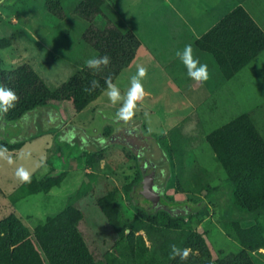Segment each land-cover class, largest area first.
Masks as SVG:
<instances>
[{
	"label": "rangeland",
	"instance_id": "obj_1",
	"mask_svg": "<svg viewBox=\"0 0 264 264\" xmlns=\"http://www.w3.org/2000/svg\"><path fill=\"white\" fill-rule=\"evenodd\" d=\"M233 2H0V39L9 42L0 50L3 69L16 74L12 81L19 86L30 83L36 92L57 98V109L51 105L49 117L57 118L58 125L51 118L34 121L48 115L35 111L30 122H17L21 132L17 138L24 139L27 131H36L34 125L42 130L58 127L57 133L68 128L77 136L71 134L65 140L61 135L60 142L63 139L79 151L86 147L95 151L65 162L55 141L56 133L50 135L51 141L41 138L32 142L21 154L7 152L12 162L0 159V221L15 215L34 233L41 222L69 212L98 264H110L106 257L118 256V243L137 247L142 237L149 247L144 227L156 228L154 236L159 227H192L209 248L208 264H219L230 255L249 251L246 243L264 241V214L248 217L233 204L226 172L207 141L213 130L264 102V52L238 76L225 80L212 56L200 53L193 43L226 14ZM244 6L264 19V0H248ZM130 31L140 45L129 41ZM187 44L192 45L194 56L208 65L209 80L199 89L180 78L184 66L175 54ZM105 54L111 58L106 68L93 72L86 66L87 59ZM138 66L147 69L142 80L146 95L137 104L132 122L150 137L151 144L150 151L141 152L113 137L104 138L98 131L108 119L120 121L115 116L120 105H113L104 92L105 77L110 75L124 94ZM92 80H97L100 87L89 94L83 89ZM92 123L93 128H89ZM4 129L0 125V131ZM101 139L104 144L99 143ZM146 157L156 162L158 180L163 181L168 197L190 201L188 213L198 211L199 215L187 224H169L161 214L143 215L136 209L128 190L133 186L132 195L145 191L139 182L146 180ZM18 168L27 170L35 182L47 177L51 169L62 168L67 174L49 192L29 195L13 205L6 190L22 184L16 177ZM258 225L261 227H254ZM257 230L262 233L256 239ZM249 253L253 264H264V248Z\"/></svg>",
	"mask_w": 264,
	"mask_h": 264
},
{
	"label": "trees",
	"instance_id": "obj_2",
	"mask_svg": "<svg viewBox=\"0 0 264 264\" xmlns=\"http://www.w3.org/2000/svg\"><path fill=\"white\" fill-rule=\"evenodd\" d=\"M127 36L135 46L140 45L132 31ZM8 45L9 42L6 39H0V50ZM196 45L200 49L212 53L223 75L230 78L264 49V32L242 7H237L197 40ZM2 64L3 60L0 58V84L11 88L19 99L15 107L0 119V125L5 128L3 132L0 131V147L13 151L44 134H56L59 131L58 127L42 130L33 124L36 131L29 133L26 130L27 136L24 139L17 138L21 133L17 128V122L21 124L22 121L33 120L32 113L34 114L35 111L47 112L48 115H44L40 119L36 117L34 121L51 118L49 117L50 106H55L57 109V98L51 93L36 92L30 83H23L24 87L19 86L17 81H12L16 74L7 73ZM18 80L20 79L18 78ZM51 119L55 120V124L58 125L57 118ZM108 121L112 120L108 119ZM67 129L57 133L55 138L63 161L68 162L72 156L79 157L95 152L87 147L79 151L75 145H70L63 139L60 142L61 135L65 140L71 134L77 136L78 133ZM16 131L19 133L15 136ZM109 132L110 127L106 125L105 133ZM207 141L212 147L217 162L226 172L233 204L248 217L264 214V140L249 117L246 114L240 115L215 129L207 136ZM74 147L76 150L73 151ZM164 149L163 147V151ZM98 151L100 150L97 149L96 152ZM60 169H51L52 172L47 177L36 182L35 177L32 176L30 182L22 183L10 195L12 204L15 205L19 200L29 195L49 192L52 187L59 185L67 174L66 171ZM132 188L133 186L129 187L128 195L133 200L136 209L143 215L161 214L169 224H174L177 221L187 224L194 215L200 214L197 211L181 216L165 210L147 211L142 207V204L140 205L139 194L132 195ZM69 216L70 213L65 212L56 218L47 219L38 225L34 233H30L15 215L1 220L0 264H98L84 240L78 223L71 221ZM153 230L152 227H144L150 241L149 247L145 245L142 237H139L141 245L137 247L118 243L115 247L118 256H107L106 261L110 264H127V261L132 264L209 263V248L202 236L192 227H184L181 224L176 227H159L155 236ZM260 233L262 231L257 230L256 239L260 238ZM172 244L181 248H190L189 257L186 260H180L179 257L169 259L170 245ZM246 245L249 251L242 250L235 255H230L219 264H253L249 252L260 247L264 248V241L246 243Z\"/></svg>",
	"mask_w": 264,
	"mask_h": 264
},
{
	"label": "clouds",
	"instance_id": "obj_3",
	"mask_svg": "<svg viewBox=\"0 0 264 264\" xmlns=\"http://www.w3.org/2000/svg\"><path fill=\"white\" fill-rule=\"evenodd\" d=\"M175 55L186 69L189 79L200 84L206 83L209 80L208 65L206 63H201L200 60L194 56L191 44L185 45L184 48L182 50H178ZM110 63L111 58L107 54L102 56L97 55L85 61L86 66L93 70V72L101 71ZM146 75L147 69L143 66H138L136 73L131 76L129 87L124 94H122L117 85L112 82L110 75L105 77L104 92L108 100L113 105H120L115 113L117 119L130 121L135 116L137 104L141 102L146 95L142 84V80L146 77ZM99 87V82L97 80H92L90 82V86L85 87L83 91L90 94ZM18 99L17 94L11 88H7L0 84V119H2L10 109L15 107ZM145 115H147V113H145ZM99 143L104 144L105 141L101 139ZM7 152V148L0 147V159L7 160L11 163V157L7 155ZM16 177L22 183H28L31 180V174L23 168H18L16 170ZM190 252L191 249L188 247L181 248L172 244L170 245L169 259L179 257L180 260H186L189 257Z\"/></svg>",
	"mask_w": 264,
	"mask_h": 264
},
{
	"label": "crops",
	"instance_id": "obj_4",
	"mask_svg": "<svg viewBox=\"0 0 264 264\" xmlns=\"http://www.w3.org/2000/svg\"><path fill=\"white\" fill-rule=\"evenodd\" d=\"M248 0H234V2L233 3H231L230 4V6L228 7V9L226 10V14L222 17V18H219V20H217L207 31H205L203 34H201L199 37H197L195 40H194V46L196 47V49L200 52V53H205V54H209V55H211L212 56V58H213V61H214V63L213 64H216V66H217V68H218V70L220 71V73H221V75L224 77V79L225 80H231V79H233V78H235L236 76H238L241 72H242V70L244 69V68H246V66L248 65V64H250L251 62H253L254 60H256L263 52H264V49L260 52V53H258L252 60H250L245 66H243L239 71H237L233 76H231L230 78H226L224 75H223V73L221 72V70H220V68H219V66H218V64H217V62H216V60H215V58H214V56L212 55V53H210V52H208V51H204V50H202V49H200L197 45H196V42H197V40H199L200 38H202L210 29H212L214 26H216L225 16H227L230 12H232L234 9H236L237 7H242L248 14H249V16L253 19V21L258 25V27L264 32V19H262L261 17H263V16H257V13H256V11L255 10H253V9H249V8H247V7H245L244 5H245V3L247 2ZM196 58L198 57V55H196L195 56ZM180 72L182 73V75L180 76V78L182 79V81H184V82H186V83H191V85L193 86V87H195L196 89H199V88H201L202 87V84H200V83H197V82H194L193 80H191V79H189L188 78V76H187V72H186V69L183 67V68H181V70H180ZM193 81V82H192ZM243 114H246L248 117H249V119L252 121V123H253V125L255 126V128H256V130L259 132V134L261 135V137H262V139L264 140V102H261L260 104H259V106H256V107H254L252 110H249L248 112H245V113H242V114H240V115H243ZM239 115V116H240ZM239 116H237V117H239ZM237 117H235V118H237ZM235 118H233V119H235ZM232 119V120H233ZM232 120H230V121H232ZM229 121V122H230ZM228 123V122H227ZM226 123V124H227ZM225 125V124H224ZM223 126V125H222ZM221 127V126H220ZM219 128V127H218ZM217 129V128H216ZM214 131V130H213ZM212 131V132H213ZM211 132V133H212ZM210 134V133H209ZM208 134V135H209ZM50 135L51 134H44L43 136H41V137H39V138H37V139H34V140H30V141H28V142H26L25 144H23L18 150H13V151H8V153H10V154H13V155H16V154H21V152L25 149V148H27V147H29V144H31L32 142H34V141H37V140H39V139H41V138H48L49 139V141H51V139L49 138L50 137ZM207 135V136H208ZM210 145V144H209ZM210 147H211V145H210ZM211 149H212V147H211ZM13 152H15V153H13ZM20 185H21V183H20ZM19 184H17L16 186H14V187H10L9 189H7L6 190V194H7V196L8 195H10L15 189H17L19 186H20ZM54 187H56V186H54ZM54 187H52V188H54ZM51 188V189H52ZM50 189V190H51ZM11 209H14V207L11 205Z\"/></svg>",
	"mask_w": 264,
	"mask_h": 264
},
{
	"label": "flooded vegetation",
	"instance_id": "obj_5",
	"mask_svg": "<svg viewBox=\"0 0 264 264\" xmlns=\"http://www.w3.org/2000/svg\"><path fill=\"white\" fill-rule=\"evenodd\" d=\"M0 2H4V0H0ZM93 123L91 124V126H89V128H93L92 126ZM106 125L110 127V132L108 134L105 133ZM106 125L104 126L102 125L101 127L98 126L99 127L98 131L101 133V135L104 138L113 137L120 144L126 146L129 149H132L135 152L151 150L150 137L143 130L134 127L132 120L130 121L120 120L117 123L108 121L106 122ZM146 163L149 164L148 169L151 167V165H154L155 170H156L157 165H156V162L152 160V158L146 157ZM148 169H147V172H148ZM156 179L158 180L157 173H156ZM158 181L159 183L157 184V186L160 192L165 196V198H167L168 200H172L168 197V195L166 194V191H164L163 181L162 182L161 180H158ZM140 185H142V187L145 188V191L142 194H139L140 205L142 204V207H143L144 194L147 192L149 186L147 182H144V184H142V181L140 182ZM189 207H190V201H187L186 207L179 209V210H171L169 212L174 215L184 216L188 213L189 210H191ZM148 211H155V210H148ZM156 211H159V210H156Z\"/></svg>",
	"mask_w": 264,
	"mask_h": 264
},
{
	"label": "water",
	"instance_id": "obj_6",
	"mask_svg": "<svg viewBox=\"0 0 264 264\" xmlns=\"http://www.w3.org/2000/svg\"><path fill=\"white\" fill-rule=\"evenodd\" d=\"M144 182H147L149 186L143 198V207L145 210H165L169 212L171 210H179L187 206V201L168 200L160 192L157 186L159 181L156 179V170L154 165H151L148 169L146 180L142 181V184H144Z\"/></svg>",
	"mask_w": 264,
	"mask_h": 264
}]
</instances>
